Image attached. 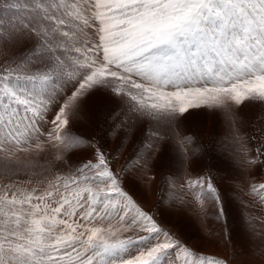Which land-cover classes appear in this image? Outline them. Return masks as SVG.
I'll return each instance as SVG.
<instances>
[{
	"label": "snow or ice",
	"instance_id": "snow-or-ice-1",
	"mask_svg": "<svg viewBox=\"0 0 264 264\" xmlns=\"http://www.w3.org/2000/svg\"><path fill=\"white\" fill-rule=\"evenodd\" d=\"M97 96L113 152L77 127ZM193 111L229 123L239 184L202 168ZM137 182L225 244L235 202L264 250V0H0V264H230L163 227Z\"/></svg>",
	"mask_w": 264,
	"mask_h": 264
},
{
	"label": "rangeland",
	"instance_id": "rangeland-1",
	"mask_svg": "<svg viewBox=\"0 0 264 264\" xmlns=\"http://www.w3.org/2000/svg\"><path fill=\"white\" fill-rule=\"evenodd\" d=\"M102 103L103 98L100 96L94 97L89 101L88 110L94 113L92 120L95 123L86 118L77 127L86 135H94L96 140L104 145L106 151L113 152L120 137L119 135H106L108 124L104 123V112L99 107ZM238 119L241 132L251 133L253 131V122L257 119V112L250 109L239 111ZM180 129L185 135L193 138L194 147L203 149V154L200 157L202 168L204 170L211 169L217 175L218 183H222L228 188L240 183L241 170L229 155L231 127L224 116L219 113L208 114L193 111L186 120L181 122ZM131 144L132 139H129L124 146V155L128 154ZM170 147L171 144H169ZM84 154L87 155V152H84ZM72 163L75 164V161ZM156 169H159V163H157ZM259 176L260 173L258 172L257 178ZM137 183L139 191L132 194L142 206L154 214L163 227L171 230L178 238L190 246L198 248L200 251L214 253L220 257L227 258L230 264H264V250L260 248L259 240L255 237V234L246 231L241 226L235 202H231L228 205L229 223L232 231L230 242L225 244L210 237L205 231L206 225L202 224L201 219L191 212L179 207H166L162 210L157 203L158 192L156 186L149 188L142 183ZM157 183H159V176H157ZM228 199L231 201V193H229ZM253 216H260L259 211L254 212ZM253 223L255 224L256 232L264 229V225L258 221L254 220ZM195 239H197L196 243ZM243 250L246 251L247 257L244 253L242 258H240L238 253Z\"/></svg>",
	"mask_w": 264,
	"mask_h": 264
},
{
	"label": "bare ground",
	"instance_id": "bare-ground-1",
	"mask_svg": "<svg viewBox=\"0 0 264 264\" xmlns=\"http://www.w3.org/2000/svg\"><path fill=\"white\" fill-rule=\"evenodd\" d=\"M208 236V235H207ZM203 237V236H202ZM250 238V237H249ZM196 240L197 239H195V243H196ZM200 240V239H199ZM256 240V239H255ZM190 241V240H189ZM193 241V240H192ZM257 241V240H256ZM194 242V241H193ZM250 242V241H249ZM258 244V243H257ZM260 245V244H259ZM245 247V246H244ZM261 248V247H260ZM245 249H246V247H245ZM262 251V250H261ZM246 251H240L238 254H239V256H240V258H242V256L244 255V253H245ZM263 252V251H262ZM243 253V254H242ZM245 255H246V253H245ZM246 257H247V255H246ZM255 257V256H254Z\"/></svg>",
	"mask_w": 264,
	"mask_h": 264
}]
</instances>
